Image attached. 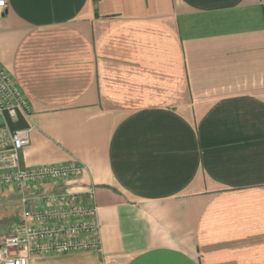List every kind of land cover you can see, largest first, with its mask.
Instances as JSON below:
<instances>
[{"label":"crops","instance_id":"crops-1","mask_svg":"<svg viewBox=\"0 0 264 264\" xmlns=\"http://www.w3.org/2000/svg\"><path fill=\"white\" fill-rule=\"evenodd\" d=\"M0 65L31 103L0 149L30 126L21 165L98 207L99 250L30 264H264V0H8Z\"/></svg>","mask_w":264,"mask_h":264},{"label":"built area","instance_id":"built-area-1","mask_svg":"<svg viewBox=\"0 0 264 264\" xmlns=\"http://www.w3.org/2000/svg\"><path fill=\"white\" fill-rule=\"evenodd\" d=\"M8 0H0V14ZM31 103L16 78L0 65V115L28 117ZM31 142V127L15 129L0 149V186L22 191L21 221L0 235V264H30L35 257L97 251L101 247L98 207L85 205L77 192L55 190L56 183L78 180L86 167L78 162L23 167L21 153ZM68 184V183H67ZM96 189L89 188L95 199Z\"/></svg>","mask_w":264,"mask_h":264},{"label":"rangeland","instance_id":"rangeland-1","mask_svg":"<svg viewBox=\"0 0 264 264\" xmlns=\"http://www.w3.org/2000/svg\"><path fill=\"white\" fill-rule=\"evenodd\" d=\"M13 196H14V199H12L11 202L9 201L7 203V205H5L2 210H0V212H4L3 210H5V209H12L13 207H17V204H18V196L17 195H13ZM3 198H4V200H8L7 197H3L2 195H0V202H3ZM0 228H2V225L1 224H0Z\"/></svg>","mask_w":264,"mask_h":264}]
</instances>
